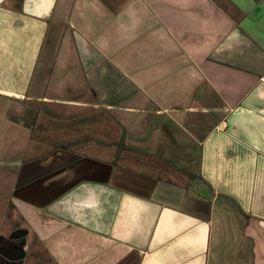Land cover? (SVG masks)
I'll use <instances>...</instances> for the list:
<instances>
[{
  "label": "crops",
  "instance_id": "obj_1",
  "mask_svg": "<svg viewBox=\"0 0 264 264\" xmlns=\"http://www.w3.org/2000/svg\"><path fill=\"white\" fill-rule=\"evenodd\" d=\"M0 179L13 264H264V0H0Z\"/></svg>",
  "mask_w": 264,
  "mask_h": 264
},
{
  "label": "rangeland",
  "instance_id": "obj_2",
  "mask_svg": "<svg viewBox=\"0 0 264 264\" xmlns=\"http://www.w3.org/2000/svg\"><path fill=\"white\" fill-rule=\"evenodd\" d=\"M4 104L9 108L17 107L16 104H11V103H4ZM11 132L18 135V140L14 143H23L22 140L24 138L23 130H20L19 128H12ZM11 132L9 130H6L7 137L9 139H12ZM31 153H32L31 149L26 151V155H29ZM164 163L169 165L170 164L174 165V163L170 161L169 162L166 161ZM153 173L163 176L162 173L160 172H153ZM5 183L6 181L0 179V233L1 234L9 233L13 229V225L15 223L14 221H16L17 225L18 223H23L20 218H13L12 210L9 208L10 206L7 207V201L9 200L8 197L9 189L5 187L6 186ZM188 186L190 187L192 186V184L188 183ZM188 190L193 191L196 189H188ZM28 238L30 240L33 239L32 233L28 235ZM0 260L2 261V259ZM22 264H53V261L50 259V256L46 253L42 245H40L39 243H32V247L30 248V251H28V253L26 254V257L22 261Z\"/></svg>",
  "mask_w": 264,
  "mask_h": 264
},
{
  "label": "flooded vegetation",
  "instance_id": "obj_3",
  "mask_svg": "<svg viewBox=\"0 0 264 264\" xmlns=\"http://www.w3.org/2000/svg\"><path fill=\"white\" fill-rule=\"evenodd\" d=\"M14 235H18V234H16V233H13ZM20 241H22V239L20 240ZM19 245V243L14 247L15 248V251L16 250H21L22 248H23V245L22 246H18ZM17 248V249H16ZM17 252V251H16ZM7 254L8 255H11L12 253L11 252H9V251H7ZM9 258V257H8ZM2 260L3 261H0V264H7V263H9V264H13L11 261H9V260H7V259H4V257L2 258ZM14 262H16V264H18V260H14Z\"/></svg>",
  "mask_w": 264,
  "mask_h": 264
},
{
  "label": "trees",
  "instance_id": "obj_4",
  "mask_svg": "<svg viewBox=\"0 0 264 264\" xmlns=\"http://www.w3.org/2000/svg\"><path fill=\"white\" fill-rule=\"evenodd\" d=\"M122 139H120V142H121ZM62 148H68L69 147V143H64L61 145Z\"/></svg>",
  "mask_w": 264,
  "mask_h": 264
}]
</instances>
